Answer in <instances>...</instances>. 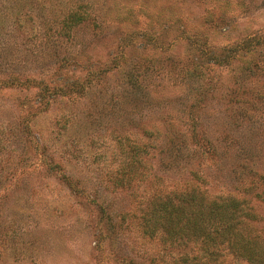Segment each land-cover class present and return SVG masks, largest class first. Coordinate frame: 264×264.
Returning a JSON list of instances; mask_svg holds the SVG:
<instances>
[{"label": "rangeland", "instance_id": "374dc122", "mask_svg": "<svg viewBox=\"0 0 264 264\" xmlns=\"http://www.w3.org/2000/svg\"><path fill=\"white\" fill-rule=\"evenodd\" d=\"M192 191L264 242V0H0V264H189Z\"/></svg>", "mask_w": 264, "mask_h": 264}, {"label": "trees", "instance_id": "16d2710c", "mask_svg": "<svg viewBox=\"0 0 264 264\" xmlns=\"http://www.w3.org/2000/svg\"><path fill=\"white\" fill-rule=\"evenodd\" d=\"M74 22V19L72 20ZM143 221V231L153 234L162 229L168 241H191L197 254L182 258L189 264H219L227 256L246 264H264V242L247 220L255 218L243 201L209 198L192 191L179 203H153Z\"/></svg>", "mask_w": 264, "mask_h": 264}]
</instances>
